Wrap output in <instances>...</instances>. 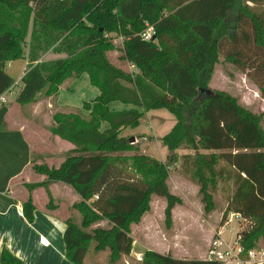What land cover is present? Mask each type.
<instances>
[{
	"label": "trees",
	"instance_id": "16d2710c",
	"mask_svg": "<svg viewBox=\"0 0 264 264\" xmlns=\"http://www.w3.org/2000/svg\"><path fill=\"white\" fill-rule=\"evenodd\" d=\"M146 23L155 29L153 40L140 38ZM111 33L123 37L120 57L134 70L107 58L115 47ZM50 52L60 57L45 59ZM26 53L18 104L34 103L44 88V95L54 98L63 82L84 73L99 90L81 108L53 113L50 132L73 148L57 168L33 165L45 178L24 184L28 194L22 213L29 223L35 189L46 190L48 208L54 206L48 187L53 182L65 183L79 195L72 207L81 214L80 225L67 218L63 233L70 262L83 264L92 241L95 250H109L111 261L129 255L131 225L148 211L152 194L165 199V221L170 223L181 199L169 190L167 163L177 161L172 152L178 149L193 151L182 161L198 186L204 211L214 209L219 182L231 179L234 190L221 224L229 212L240 213L249 221L240 232L245 249L264 243L263 114L209 87L222 56L264 96V0H0V95L14 84L7 63ZM113 102L130 107L114 110L109 107ZM157 109L175 119L159 139L170 152L167 162L137 152L122 135L139 126L145 112ZM103 220L108 228L86 230ZM142 262L222 264L150 249ZM0 264L22 261L3 248Z\"/></svg>",
	"mask_w": 264,
	"mask_h": 264
},
{
	"label": "rangeland",
	"instance_id": "374dc122",
	"mask_svg": "<svg viewBox=\"0 0 264 264\" xmlns=\"http://www.w3.org/2000/svg\"><path fill=\"white\" fill-rule=\"evenodd\" d=\"M109 35L112 37V43L115 47L107 52V58L111 63L129 70L128 63L120 57L122 54L123 37L116 33H111ZM57 57H60V54L50 52L45 59L50 60ZM26 67L25 60L21 57L12 62L11 68L7 70V73L14 80V87L12 88L14 93L7 94L10 100L15 99V94L20 89V80H18V78L24 73V68ZM70 79L71 80H67L65 83H67L66 85L71 84L70 88L72 91H63L61 94V102L75 107H65V105L59 106L61 104L58 102V105L53 102L55 101V98H53L50 105L46 103H44L45 105L36 104L37 110L33 113L37 115V118L44 117L46 108L49 109L48 111L51 115L55 112H72L77 108L76 106L81 107L84 101H90L96 96L98 90L89 83L86 73L78 78ZM17 83H19V85H17ZM209 87L227 92L236 97L241 104L250 108L252 111L263 114L264 127V96L260 95L257 86L247 78L245 73L237 70L233 65L225 61L222 56H219L214 66V71L209 81ZM45 89L46 88L42 91L45 92ZM26 107L29 108L26 111L27 117L32 122L36 123L37 121L35 122L34 116L32 115V105L28 104ZM174 122V116L167 110H151L144 114L137 128L133 130L130 129L134 131L135 134L127 130L123 132L122 135L124 134L123 136L129 137V140L130 137L135 138L131 143L137 148V152L167 162L166 155L170 152L161 145L159 139L171 129ZM25 130L31 141V171L36 173L33 170V165H39L41 163H45L49 167L57 168L62 163L60 161L62 154L55 152V148L52 146L56 145L57 141H55L52 136H49V134L42 132V130L35 134L28 133V126H25ZM143 134L147 136L145 139L142 138ZM148 136H151V138ZM192 153L193 151L191 150L178 149L172 152V156H174L177 161L173 164L167 163L169 172L167 184L169 190L181 199V203L175 205L172 209L170 223L167 224L165 221V199L152 194L149 198L148 211L143 215L139 223L131 225L133 243L130 254L122 255L118 260L111 261L109 259V250H95V244L92 241L85 254L83 264H144L142 258L143 252L146 249L169 254L180 259H203L206 257V249L211 238L216 230L222 228L220 225L223 212L234 188L231 179L220 181L213 193L214 209L209 213L205 212L200 195L198 194V186L190 179L182 161V156L184 154ZM132 154L133 152H126V155ZM66 156L67 154L63 155L64 160ZM57 161L61 163L55 166L54 164ZM126 173L127 176L135 177L132 172L126 171ZM25 183L27 182H22V180L19 181L21 187L22 185L24 186ZM64 197L65 200L71 199L70 195H65ZM68 210V217L71 218L74 223L80 225L81 214L79 211L72 206H68ZM228 214L223 219V222ZM98 225L104 228L110 226V224L103 220L93 224L90 226L91 228L89 227L86 230L90 232L93 227ZM223 226H225V229H222L223 234L225 233L224 237L227 240H231L235 234V230L237 231L241 227H246V224L244 222H240L239 224L230 222L227 224L223 223ZM255 248L264 249V243L259 242Z\"/></svg>",
	"mask_w": 264,
	"mask_h": 264
},
{
	"label": "crops",
	"instance_id": "0c3cea01",
	"mask_svg": "<svg viewBox=\"0 0 264 264\" xmlns=\"http://www.w3.org/2000/svg\"><path fill=\"white\" fill-rule=\"evenodd\" d=\"M23 58L27 65V53ZM14 61L7 63L6 70L11 68ZM129 69L134 70L131 65ZM23 74L20 75L18 80L21 79ZM65 82L59 86L53 102L57 104L59 102L61 104H58L59 106L75 107L61 102L63 91H72L70 88L71 84L66 85L67 83ZM13 85L11 87L12 91ZM7 94L9 93L4 95L6 101L0 102V253L3 248H6L15 257L19 258L22 264H73L65 256L63 233L66 228L65 221L69 218L68 206L71 207L75 202H78L80 200L79 195L71 186L62 182H53L48 187L54 206L48 208L46 190L43 187L35 189L32 192L34 204L33 221L29 223L22 213V203L27 198L28 192L23 185L21 187L19 184L20 180L33 183L43 181L45 178L44 175L33 173L30 169L31 141L27 136L25 126H28V133L35 134L42 130V132L52 136L57 141L56 145H52L55 148V152L62 154L61 162L64 161L63 155H66L67 151L73 148V144L51 134L49 126L54 125V121L52 119L53 114L49 113L48 108H46L44 117L37 118V115L34 114L37 110V105H45L44 103L50 105L53 99L52 96H45L44 92L41 91L36 95V101L29 103V105H32V115L35 122L37 121L36 123H38L36 124L27 117L26 111L29 108L26 106L28 104L20 105L15 99L10 100ZM98 94L99 90L96 92V96ZM109 107L114 110H121L130 106L113 102ZM106 126V123H102V128ZM130 129L133 130L135 128H126L122 133L128 130L135 134ZM146 137L143 134L142 138L145 139ZM148 137L151 138V136ZM61 162L57 161L54 165L58 166ZM65 195H70L71 199L65 200ZM130 236L132 237L131 233Z\"/></svg>",
	"mask_w": 264,
	"mask_h": 264
},
{
	"label": "built area",
	"instance_id": "2783aa9c",
	"mask_svg": "<svg viewBox=\"0 0 264 264\" xmlns=\"http://www.w3.org/2000/svg\"><path fill=\"white\" fill-rule=\"evenodd\" d=\"M140 38L142 40L148 41L153 40L155 36V29L152 25L146 23V27L140 32ZM108 36V35H107ZM25 70V69H24ZM11 87L7 89L4 93L0 95V102H5L6 98L4 95L6 93H12ZM235 222L239 224L244 222L246 225L249 223L240 213L229 212L227 218L223 223ZM223 223L220 225L222 228L216 230L215 234L211 238L208 247L206 249V257L203 259L216 260L222 264H262L264 263V249L263 248H249L245 249L241 243L240 232L244 230L245 227H241L231 238L227 240L223 234L225 226Z\"/></svg>",
	"mask_w": 264,
	"mask_h": 264
},
{
	"label": "water",
	"instance_id": "95a60500",
	"mask_svg": "<svg viewBox=\"0 0 264 264\" xmlns=\"http://www.w3.org/2000/svg\"><path fill=\"white\" fill-rule=\"evenodd\" d=\"M154 39V38H153ZM135 140L134 137H130V142H133Z\"/></svg>",
	"mask_w": 264,
	"mask_h": 264
}]
</instances>
